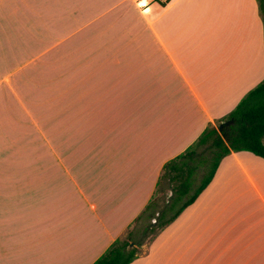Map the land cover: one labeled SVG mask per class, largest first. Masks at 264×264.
<instances>
[{
	"label": "crops",
	"instance_id": "0c3cea01",
	"mask_svg": "<svg viewBox=\"0 0 264 264\" xmlns=\"http://www.w3.org/2000/svg\"><path fill=\"white\" fill-rule=\"evenodd\" d=\"M142 1L0 0V264H93L264 80L259 0ZM148 246L130 264H264V157Z\"/></svg>",
	"mask_w": 264,
	"mask_h": 264
},
{
	"label": "trees",
	"instance_id": "16d2710c",
	"mask_svg": "<svg viewBox=\"0 0 264 264\" xmlns=\"http://www.w3.org/2000/svg\"><path fill=\"white\" fill-rule=\"evenodd\" d=\"M259 3L264 17V0H259ZM230 119L233 121L221 129V123ZM241 150L264 157V80L249 91L227 117L219 119L217 125H208L185 151L164 164L155 196L164 189V185L172 193L157 221L148 225L139 238L137 231L130 227L93 264L133 262L141 252L140 248L148 242L144 239L152 238L157 230L172 223L209 185L223 158ZM155 196L135 222L144 214L153 217V209L157 205ZM148 233H151L149 237Z\"/></svg>",
	"mask_w": 264,
	"mask_h": 264
},
{
	"label": "rangeland",
	"instance_id": "374dc122",
	"mask_svg": "<svg viewBox=\"0 0 264 264\" xmlns=\"http://www.w3.org/2000/svg\"><path fill=\"white\" fill-rule=\"evenodd\" d=\"M31 148H33V146H31ZM42 149L45 150L44 144H43ZM171 193H172V191L170 190V188H167V185H164V189L162 191H158L157 194H156V196H155V201H156V204L157 205L153 209V215H152L153 217H146V214H144L140 220H138L137 222L133 223V225L131 227L137 231V233H138L137 238H139L140 235L142 236V234L145 231V228L148 225H150L151 223H154V222L157 221L158 217L160 216L162 207L168 201L169 196L171 195ZM161 230L162 229L157 230L154 233V235L152 236V238L151 237H150V239L149 238H145L144 239V242L148 241L147 242V245L150 246L151 242L157 237V235L161 232ZM150 235H151V233H148V237ZM140 251H142V248H140ZM142 255H144V254H142V252H140V254L138 256H142Z\"/></svg>",
	"mask_w": 264,
	"mask_h": 264
},
{
	"label": "water",
	"instance_id": "95a60500",
	"mask_svg": "<svg viewBox=\"0 0 264 264\" xmlns=\"http://www.w3.org/2000/svg\"><path fill=\"white\" fill-rule=\"evenodd\" d=\"M232 121H233V120L230 119V120H228V121H225V122L221 123L220 128L223 129L224 126H228Z\"/></svg>",
	"mask_w": 264,
	"mask_h": 264
},
{
	"label": "bare ground",
	"instance_id": "6f19581e",
	"mask_svg": "<svg viewBox=\"0 0 264 264\" xmlns=\"http://www.w3.org/2000/svg\"><path fill=\"white\" fill-rule=\"evenodd\" d=\"M145 3H146V1H145V0H143L142 4H145Z\"/></svg>",
	"mask_w": 264,
	"mask_h": 264
},
{
	"label": "built area",
	"instance_id": "2783aa9c",
	"mask_svg": "<svg viewBox=\"0 0 264 264\" xmlns=\"http://www.w3.org/2000/svg\"><path fill=\"white\" fill-rule=\"evenodd\" d=\"M143 5H146V3H145V4H143Z\"/></svg>",
	"mask_w": 264,
	"mask_h": 264
}]
</instances>
